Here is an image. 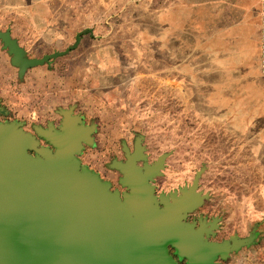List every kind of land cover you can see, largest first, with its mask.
I'll list each match as a JSON object with an SVG mask.
<instances>
[{"label":"crops","instance_id":"crops-1","mask_svg":"<svg viewBox=\"0 0 264 264\" xmlns=\"http://www.w3.org/2000/svg\"><path fill=\"white\" fill-rule=\"evenodd\" d=\"M258 6L259 0H164L163 7L155 5L154 12L151 8L148 31L136 36L140 48L134 50L132 60L123 58L126 49L116 55L101 45L85 51L84 64L73 62L66 73L46 64L27 67L19 77L18 67L10 62L0 42V122H20L23 130L34 134V126L59 124L61 109L72 108V114L80 115L84 124L99 117L106 127L95 125L93 144L83 145L76 157L119 190L120 176L104 178L90 165L84 149L102 136L103 152L112 154L113 138L125 137V132L110 122L119 120L122 111L132 113L125 108L133 93L122 90L130 89L136 80H147L150 97L164 99L165 115L172 113L173 105H180L182 122L192 115L198 122L217 125L223 136L232 138L229 153L236 160L247 154V162L262 163L259 167L264 168Z\"/></svg>","mask_w":264,"mask_h":264},{"label":"water","instance_id":"water-1","mask_svg":"<svg viewBox=\"0 0 264 264\" xmlns=\"http://www.w3.org/2000/svg\"><path fill=\"white\" fill-rule=\"evenodd\" d=\"M0 41L19 77L65 52L24 57L9 29L0 31ZM59 113V124L34 126V134L20 122H0V264H217L226 258L232 246L208 240L214 221L186 220L203 201L196 180L179 194L157 196L150 181L161 162L142 169L136 164L142 152L125 149L124 162L109 164L122 174L125 190L112 189L76 157L93 144L94 124H84L72 108Z\"/></svg>","mask_w":264,"mask_h":264},{"label":"rangeland","instance_id":"rangeland-1","mask_svg":"<svg viewBox=\"0 0 264 264\" xmlns=\"http://www.w3.org/2000/svg\"><path fill=\"white\" fill-rule=\"evenodd\" d=\"M163 4L164 0H0V31L9 29L24 57L40 58L65 51L40 65L51 64L57 72L66 73L73 62L84 64L85 51L101 45L116 55L126 49L123 58L132 60L134 50L140 48L136 36L148 31L151 8L154 12L155 5L159 9ZM77 36L79 39L72 47ZM135 82L130 89H121L122 93H133L125 108L132 113L122 111L119 120L110 122L125 132V137L113 138L110 154L103 152L104 142L98 136L94 146L84 149L90 155V165L104 178L112 175L116 180L122 174L107 168L111 159L124 162L125 149L129 153L139 149L144 158L136 164L142 169L145 164L161 162L150 181L155 195L179 194L196 180L195 190L203 201L187 214L186 220L195 221L196 225L200 219L216 223L208 240L227 241L232 246L226 258L218 257L220 264H264V168L259 167L262 163L247 162V154H240L236 160L235 154L229 153L232 138L223 136L217 125L198 122L192 115L182 122L180 105H173L172 113L165 115L164 99L150 97L147 80ZM90 121L98 129L106 127L99 117Z\"/></svg>","mask_w":264,"mask_h":264},{"label":"built area","instance_id":"built-area-1","mask_svg":"<svg viewBox=\"0 0 264 264\" xmlns=\"http://www.w3.org/2000/svg\"><path fill=\"white\" fill-rule=\"evenodd\" d=\"M258 66L260 72L264 74V0H259L258 6Z\"/></svg>","mask_w":264,"mask_h":264},{"label":"flooded vegetation","instance_id":"flooded-vegetation-1","mask_svg":"<svg viewBox=\"0 0 264 264\" xmlns=\"http://www.w3.org/2000/svg\"><path fill=\"white\" fill-rule=\"evenodd\" d=\"M40 141H41L42 144H44V145L46 144V143L43 142V140H40ZM119 191H120V192L124 191V188H119ZM174 258L176 259L175 256H174Z\"/></svg>","mask_w":264,"mask_h":264},{"label":"trees","instance_id":"trees-1","mask_svg":"<svg viewBox=\"0 0 264 264\" xmlns=\"http://www.w3.org/2000/svg\"><path fill=\"white\" fill-rule=\"evenodd\" d=\"M172 250H173V249H172V248H170V252H172ZM177 264H185V263H184V261H178V263H177Z\"/></svg>","mask_w":264,"mask_h":264}]
</instances>
